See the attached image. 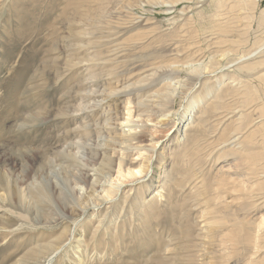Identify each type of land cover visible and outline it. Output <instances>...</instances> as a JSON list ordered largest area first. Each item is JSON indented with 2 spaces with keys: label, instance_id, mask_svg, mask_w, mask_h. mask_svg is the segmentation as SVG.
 Here are the masks:
<instances>
[{
  "label": "rangeland",
  "instance_id": "1",
  "mask_svg": "<svg viewBox=\"0 0 264 264\" xmlns=\"http://www.w3.org/2000/svg\"><path fill=\"white\" fill-rule=\"evenodd\" d=\"M263 74L264 0H0V264H264Z\"/></svg>",
  "mask_w": 264,
  "mask_h": 264
},
{
  "label": "bare ground",
  "instance_id": "2",
  "mask_svg": "<svg viewBox=\"0 0 264 264\" xmlns=\"http://www.w3.org/2000/svg\"><path fill=\"white\" fill-rule=\"evenodd\" d=\"M231 42H235V41H231ZM260 51V50H259ZM243 55V54H242ZM255 55V54H254ZM248 57V56H247ZM234 65V64H233ZM262 77H264V74L262 75ZM181 83V82H180ZM241 89L238 87V88H236V89H234V93L235 94H237V93H239V91H240ZM222 99H223V97H219V99L217 100V103H219V102H221L222 101ZM234 114H235V112H233ZM129 120V119H128ZM128 120H126L127 121V123L125 124L126 125V127L128 126V128L129 129H132V128H136L137 129V127H140V126H133L132 124H131V122L130 121H128ZM123 125V124H122ZM252 125H254L253 123H252ZM129 129H124V131H123V133H124V135L125 136H127V138H129V136H131V133H128V130ZM234 135H236V134H234ZM133 137H132V139H134V140H136L138 137H139V135H138V133H135L134 135H132ZM234 137V136H233ZM137 171V173H140V171L141 170H139V169H137L136 170ZM129 173V172H128ZM258 193V192H257ZM262 193V192H261ZM261 197V196H260ZM262 198V197H261ZM100 204V203H99ZM63 247V246H62ZM53 258H54V255L52 256V258L50 259V261L51 260H53ZM49 261V262H50Z\"/></svg>",
  "mask_w": 264,
  "mask_h": 264
}]
</instances>
